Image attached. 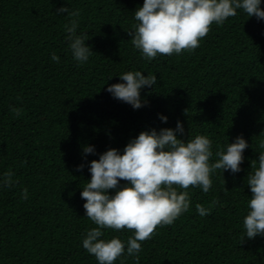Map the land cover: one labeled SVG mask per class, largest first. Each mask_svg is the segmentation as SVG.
Masks as SVG:
<instances>
[{
  "label": "trees",
  "instance_id": "trees-1",
  "mask_svg": "<svg viewBox=\"0 0 264 264\" xmlns=\"http://www.w3.org/2000/svg\"><path fill=\"white\" fill-rule=\"evenodd\" d=\"M143 3L0 0V181L14 174L11 187L0 186V264H99L83 247L87 231L98 227L81 198L91 161L112 148L123 154L142 131L178 122L185 142L196 135L212 141L211 163L241 135L248 148L240 172L215 170L208 193L187 189L189 210L142 242L138 264H264V236L248 239L243 223L251 162L264 151V19L237 9L223 25L213 23L195 50L148 60L128 34ZM61 7L79 12L76 34L92 50L84 63L70 50L65 25L73 18L57 13ZM128 71L157 77L141 89L140 109L107 91L126 83L120 75ZM86 146L95 152L85 154ZM196 204L210 214L201 216ZM102 232L101 239L125 243L114 264H137L127 254L133 231Z\"/></svg>",
  "mask_w": 264,
  "mask_h": 264
},
{
  "label": "clouds",
  "instance_id": "clouds-1",
  "mask_svg": "<svg viewBox=\"0 0 264 264\" xmlns=\"http://www.w3.org/2000/svg\"><path fill=\"white\" fill-rule=\"evenodd\" d=\"M260 5L261 0H144L143 6L134 13L137 21L134 31L128 34L143 57L153 60L158 54L171 56L195 50L213 23L223 25L226 19L237 15V9H243L249 17L264 19ZM57 13H68L73 18L65 25L70 50L76 61L86 62L92 50L85 45V38L76 34L75 17L79 12L61 7ZM51 58L59 62L55 54ZM120 79L126 83L112 84L107 91L134 109H140L145 103L141 100V89L157 82L155 75L145 76L140 71L125 72ZM11 111L19 116L22 110L12 108ZM160 118L167 121L166 116ZM177 133H184L180 122L176 129L142 131L126 145L123 154L112 148L91 161V180L83 187L81 198L86 200L83 205L86 216L98 227L87 231L83 247L99 264H114L125 252V243L120 238L101 239L102 229L133 231L134 236L127 240V254L134 256L138 264L142 242L151 239L158 226L173 224L189 210L191 201L187 189L201 187L208 193L215 170H230L233 174L241 171L243 153L248 148L242 135L234 143H228L226 150L217 151L218 159L211 163L212 141L207 136L196 135L185 142ZM260 147L264 149V143ZM94 152V146L84 148L85 154ZM83 168L81 164L77 170ZM251 169L247 176L251 191L249 211L243 222L248 239L264 236V151L259 153L258 160L251 162ZM13 175L11 170L4 173L0 186L11 187ZM120 181L127 183L121 186ZM109 190H115V194L110 195ZM22 199H27V189ZM216 203L213 201V206ZM196 210L205 216L211 208L196 204Z\"/></svg>",
  "mask_w": 264,
  "mask_h": 264
}]
</instances>
